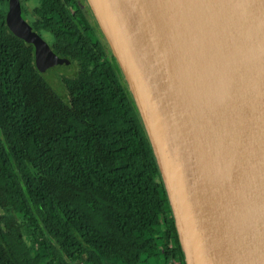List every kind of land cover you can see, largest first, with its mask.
I'll use <instances>...</instances> for the list:
<instances>
[{"label":"trees","instance_id":"1","mask_svg":"<svg viewBox=\"0 0 264 264\" xmlns=\"http://www.w3.org/2000/svg\"><path fill=\"white\" fill-rule=\"evenodd\" d=\"M6 4L0 0V264H185L110 46L111 61L80 30H67L79 27L68 0H40L35 27L78 68L57 92L34 64L33 46L7 29Z\"/></svg>","mask_w":264,"mask_h":264},{"label":"water","instance_id":"2","mask_svg":"<svg viewBox=\"0 0 264 264\" xmlns=\"http://www.w3.org/2000/svg\"><path fill=\"white\" fill-rule=\"evenodd\" d=\"M87 2L137 106L185 264H264V0ZM5 23L35 44L59 92L60 61L18 0Z\"/></svg>","mask_w":264,"mask_h":264},{"label":"flooded vegetation","instance_id":"3","mask_svg":"<svg viewBox=\"0 0 264 264\" xmlns=\"http://www.w3.org/2000/svg\"><path fill=\"white\" fill-rule=\"evenodd\" d=\"M39 1L40 0H18L19 14L23 22L31 30L34 31V33L47 45L51 53L60 61L58 63H53V67L55 70V76L59 81H61L63 78L75 75L78 71V68L76 67L75 63L71 62L68 58L61 57L52 51L51 46L53 44V41H56L55 37L53 36L51 37L48 34V32L44 31L45 28L38 29L35 27V22L37 21V19L33 13H34V8L37 6ZM59 1L63 3L66 7L67 0H59ZM68 1H69V5H67V9L70 15L69 17H71L74 22L78 23L79 27L73 29L71 28L67 30H80L81 36H83L90 44L95 46H100L104 51V53L108 56L107 59L111 61V56H110L111 53H109L110 50L108 43L106 42V40H104L105 39L104 34L94 14L90 9L87 0H68ZM8 5H9V0H7L6 5L1 6L2 9L5 11V17L8 12ZM7 29L10 30L8 27ZM57 29L63 30L64 27L62 25H59ZM46 30H50V29H46ZM22 40L27 44L33 46L34 64H36L37 48L35 44L29 43L24 39ZM39 73L43 77L42 73L40 72V69H39Z\"/></svg>","mask_w":264,"mask_h":264},{"label":"rangeland","instance_id":"4","mask_svg":"<svg viewBox=\"0 0 264 264\" xmlns=\"http://www.w3.org/2000/svg\"><path fill=\"white\" fill-rule=\"evenodd\" d=\"M103 32V31H102ZM104 34V33H103ZM105 37V36H104ZM103 40V39H102ZM104 40H106V42L108 43V41H107V39H106V37H105V39Z\"/></svg>","mask_w":264,"mask_h":264}]
</instances>
